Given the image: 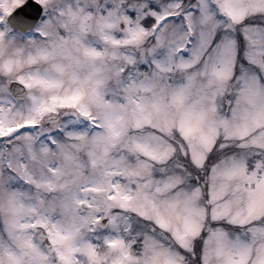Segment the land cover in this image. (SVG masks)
Here are the masks:
<instances>
[{"label": "snow or ice", "instance_id": "6c2138e0", "mask_svg": "<svg viewBox=\"0 0 264 264\" xmlns=\"http://www.w3.org/2000/svg\"><path fill=\"white\" fill-rule=\"evenodd\" d=\"M0 264H264V0H0Z\"/></svg>", "mask_w": 264, "mask_h": 264}]
</instances>
